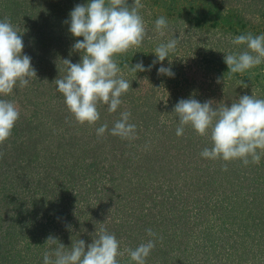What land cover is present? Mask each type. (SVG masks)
I'll list each match as a JSON object with an SVG mask.
<instances>
[{
  "label": "rangeland",
  "instance_id": "obj_1",
  "mask_svg": "<svg viewBox=\"0 0 264 264\" xmlns=\"http://www.w3.org/2000/svg\"><path fill=\"white\" fill-rule=\"evenodd\" d=\"M6 1L8 5L10 1ZM13 1L15 13L10 20L22 34V54L31 57L37 79L32 78L27 87L17 84L12 95L0 97L14 101L20 110L11 136L0 145V153H3L0 158V229L7 228L2 223L5 218L32 211V225L41 239L46 240L51 235L61 238L63 244L80 239L87 250V245L95 239L91 233L96 235V213H102L101 208L106 205L110 206L105 212L110 213L114 202L117 205L120 201L125 206V202L134 201L138 206L135 207L138 222H166L163 221L166 215L160 212L156 200L161 193L168 198L177 196L183 180L188 184L181 187L186 193L194 185L197 173L193 172L197 166L193 153L211 147L209 138L199 136L191 126H185L182 136L176 135L175 104L181 99L194 98L201 103L212 100L214 107L230 106L240 96L251 94L264 99V63L244 73L230 74L223 59L224 54L238 53L246 47L231 44V37L264 34V0H210L216 9L210 7L203 15L200 12L206 11L204 0H140L143 7L139 14L146 27L142 45L114 57L133 90L130 88L121 96L122 104L115 113H109L107 105L99 104L100 119L94 126L75 121L54 81L66 75L62 60L78 63L83 55L72 47L76 40L83 38L73 37L65 21L70 19L69 13L76 5L86 4L88 0ZM133 3L134 0H127L128 6ZM2 10L0 6V12ZM161 16L168 23L163 36L155 30V21ZM5 17L0 15V20ZM172 38L178 39L175 51L164 61L153 64L157 60L155 48ZM140 61L145 69L152 65L151 69L132 72L131 67ZM161 66L170 68L174 76L158 74ZM125 110L131 113L129 123L136 125L135 139H121L108 131L97 136L96 128L107 123L110 130ZM154 157L156 163L151 160ZM159 158L164 159L166 167L158 165L162 163L157 161ZM218 161L214 160L213 164L217 166ZM236 162L227 164L230 175ZM250 168H244V172ZM180 169L182 174L178 180L173 173ZM163 173H168V178L158 188L156 182ZM64 178L65 182L61 180ZM57 179L59 190H63L64 207L56 203L55 207L41 208L38 203L39 198L44 197V186L50 181L55 184ZM169 189L174 192L170 193ZM109 213L98 220L101 226L104 225L102 219L112 220ZM120 217L122 211L118 214V219ZM260 226L251 227L250 235L242 231L241 236L244 239L246 235L253 243L259 242V236L260 241H264L261 236L264 227ZM7 230L12 231L17 258L11 257L8 264H43V253L50 251L48 244L44 252L38 253L37 245L29 239L33 234L19 227ZM68 231L71 236L67 235ZM141 232L142 229L138 230ZM127 246L126 243L120 250L124 251ZM263 260L264 250L246 264Z\"/></svg>",
  "mask_w": 264,
  "mask_h": 264
},
{
  "label": "clouds",
  "instance_id": "obj_2",
  "mask_svg": "<svg viewBox=\"0 0 264 264\" xmlns=\"http://www.w3.org/2000/svg\"><path fill=\"white\" fill-rule=\"evenodd\" d=\"M142 7L140 0H134L132 6H128L127 0H88L86 4L76 5L69 13L70 19L65 21L69 24V32L73 37L83 38L75 41L73 51L83 52V55L78 63L62 60L66 75L54 81L77 123L94 126L100 119L99 104L107 105V111L115 113L122 104L121 96L131 88V82L123 77L114 57L142 45L146 35L145 22L139 14ZM167 27L164 16L156 19L155 30L161 36ZM230 43L246 46L238 53L224 54V63L230 74L244 73L264 63V34L238 35L231 37ZM177 44V38L160 43L154 50L157 60L153 64L168 58ZM23 48L22 34L7 17L0 20V97L12 95L17 84L23 88L32 78L37 79L31 57L22 54ZM151 67L145 69L140 61L131 67V71L143 72ZM157 72L174 76L171 69L164 66ZM213 105L212 100L203 103L194 98L179 100L173 109L178 117L176 135L182 136L185 126H191L196 134L208 137L211 142L210 148L201 151V157L225 162L241 160L245 166L259 164L264 157V99L251 94L240 96L230 106ZM130 116L128 110L121 112L110 130L107 123L96 128L97 136L108 131L121 139H135L136 125L129 123ZM19 117L20 110L14 101L0 99V145L11 136ZM2 155L0 153V158ZM223 170H227V164ZM146 233L153 238L157 235L150 228ZM45 244L49 245L50 251L43 253V264H120L118 257L125 253L130 262L146 264V258L155 247V239L121 251L120 241L101 227L97 238L87 245V250L85 242L80 239L69 248L50 235Z\"/></svg>",
  "mask_w": 264,
  "mask_h": 264
},
{
  "label": "trees",
  "instance_id": "obj_3",
  "mask_svg": "<svg viewBox=\"0 0 264 264\" xmlns=\"http://www.w3.org/2000/svg\"><path fill=\"white\" fill-rule=\"evenodd\" d=\"M9 1L10 3L6 5V0H0V6L3 7L0 15L3 14L9 20H13L15 4L13 0ZM204 1L203 5L206 7V11L203 13L201 10L200 15L208 13L210 7L216 9L212 1ZM10 22L12 21L10 20ZM195 147L196 144L193 148ZM193 157L195 165L198 166L193 169V172H197L193 181L196 189L192 185L185 193L184 188L181 187L188 184L183 180V186L179 184L181 186L179 187L176 184V189L179 187L177 196L173 195L172 198H168L161 193L159 199L156 200L157 206L161 207L160 212H164L166 215L163 216V221L166 222H149L148 220L138 222L140 220L138 208H135L138 206L134 205V201L125 202V206L117 201V205L114 202V207L111 208L110 213L105 212L108 211L107 208L110 205L101 208L102 213H99L101 215L96 213L94 224L96 235L91 233L94 238H97L99 229L105 227L120 241V248L126 243L128 248H134L135 244L155 239V247L146 258V264H150L149 262L152 264H246L251 257H257V254L264 250V241H260L261 237L259 236L257 237L259 242L253 243V241L247 240L246 235H250L251 227L253 229L256 225L264 227V157L261 158L259 164L250 163L247 166L241 160H237L230 171L233 175H230L227 170H223L224 164L229 162L219 160L215 166L214 160H206L197 151L193 153ZM155 158L151 159L154 163H156L153 160ZM163 160L159 158L157 161H162V163L158 165L162 166L163 164L162 167H166L167 163ZM222 162L223 164H221ZM246 167L251 168L244 172ZM162 172L164 171L162 170ZM181 174V169L175 170L173 176L179 180ZM167 176L168 173H163L161 179L157 182L154 180L158 188L166 182ZM61 180L65 182V178ZM54 183L50 181L47 186H44V197H42L43 199L39 198L40 203H38L41 208L47 205L50 206L49 208L55 207L56 203H58L57 206L64 207V194L63 190H59L58 179ZM57 188L58 190H56ZM169 192L173 193L174 191L169 189ZM54 211H57V208ZM121 211L122 217L118 219V214ZM31 212L24 215L21 213L18 215V212L11 216V219L2 220L3 225L7 228L0 229V264H8L11 257L16 258L14 253L16 248L12 242L13 234L12 231L7 230L8 228L15 230L16 227H19L26 233L33 234L34 236L29 238L30 241L37 245L38 253L44 252V246L47 245L45 244L46 240L37 235L38 230L32 225L33 216ZM106 213L112 216V220L106 222V219H102L105 226H101L98 220ZM52 218L55 219V215ZM106 223H110V225ZM55 224H57V218ZM149 228L157 234L155 238L147 235L146 229ZM140 229L142 232L138 233ZM242 231L247 232L244 239L241 236ZM67 235L71 236V233L68 231ZM261 236L264 238V230ZM57 239L60 242L61 238ZM66 244L67 242L63 245L70 248L73 241L68 242L67 246ZM118 259L120 264H135V262H130L127 253ZM262 263L264 260L256 264Z\"/></svg>",
  "mask_w": 264,
  "mask_h": 264
}]
</instances>
